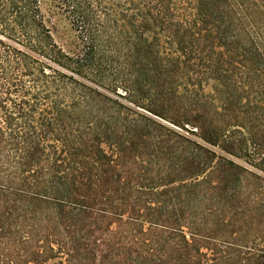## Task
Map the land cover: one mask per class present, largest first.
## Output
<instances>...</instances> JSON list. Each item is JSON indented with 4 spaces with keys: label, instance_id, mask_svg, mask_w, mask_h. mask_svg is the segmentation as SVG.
Masks as SVG:
<instances>
[{
    "label": "trees",
    "instance_id": "1",
    "mask_svg": "<svg viewBox=\"0 0 264 264\" xmlns=\"http://www.w3.org/2000/svg\"><path fill=\"white\" fill-rule=\"evenodd\" d=\"M0 264H264V0H0Z\"/></svg>",
    "mask_w": 264,
    "mask_h": 264
},
{
    "label": "rangeland",
    "instance_id": "2",
    "mask_svg": "<svg viewBox=\"0 0 264 264\" xmlns=\"http://www.w3.org/2000/svg\"><path fill=\"white\" fill-rule=\"evenodd\" d=\"M70 35H71V33H70L69 28L66 25V23H64L63 21H60L58 23V32L55 33L56 39L61 41L62 36L68 37ZM161 120H163V119H161Z\"/></svg>",
    "mask_w": 264,
    "mask_h": 264
}]
</instances>
